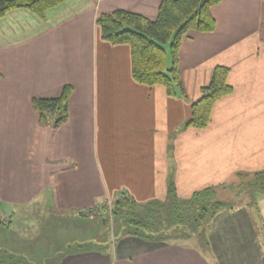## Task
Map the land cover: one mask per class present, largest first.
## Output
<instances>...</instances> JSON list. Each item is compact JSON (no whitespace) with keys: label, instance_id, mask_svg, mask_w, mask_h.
Wrapping results in <instances>:
<instances>
[{"label":"crops","instance_id":"0c3cea01","mask_svg":"<svg viewBox=\"0 0 264 264\" xmlns=\"http://www.w3.org/2000/svg\"><path fill=\"white\" fill-rule=\"evenodd\" d=\"M159 1L65 0L49 9L43 19L22 8L0 18V216L5 219L0 225V264H8V254L20 256L27 264H264L260 230L264 194L256 195L261 222L242 205L221 210L202 240L194 236L181 241L134 235L106 238L97 208L113 196L98 202L91 185H101V181L87 179L66 153L72 147L69 107L67 119L54 127L41 122L32 105L33 97H55L65 84L56 81L57 58L76 57L85 49L120 65L128 90L121 105L160 112L164 154L179 156L175 165L166 162L163 168H150L151 176L140 173L128 181L117 176L118 163L110 172L113 190L126 191L143 204L163 200L170 183L204 188L229 182L238 172L263 169L264 95L258 96L263 89L259 91L257 85L264 51L263 0H220L211 7L216 22L212 31L186 33L179 48L183 93L175 87L173 95L162 84L135 81L129 46L104 41L95 22L100 12L116 8L154 17ZM83 29L89 33L82 40ZM216 64L229 67L232 91L214 102L206 127H185L190 105ZM190 153L201 156H191L186 163ZM148 184L160 185L159 193L142 199L136 186ZM183 195V199L191 197ZM39 199L47 210L32 212L42 213L36 215L41 221L24 209L17 211L21 220L14 221L16 206ZM88 209L92 210L87 216L79 213ZM35 221L40 225L37 235L28 231ZM88 242L97 244V250L73 251Z\"/></svg>","mask_w":264,"mask_h":264},{"label":"trees","instance_id":"16d2710c","mask_svg":"<svg viewBox=\"0 0 264 264\" xmlns=\"http://www.w3.org/2000/svg\"><path fill=\"white\" fill-rule=\"evenodd\" d=\"M65 0H0V18L14 9H26L40 19L46 12ZM220 0H160L154 17L124 8L100 12L95 22L100 36L111 44H127L130 49L132 78L142 84H162L168 94L177 87L183 93L179 69V48L190 30L210 32L215 28L211 7ZM264 6V0H263ZM229 67L213 66L200 95L190 105L185 127L204 128L209 122L214 102L232 91L227 77ZM72 85L64 84L55 97H33L32 105L41 122L57 127L68 117ZM264 194V168L254 172H238L226 183L206 186L193 192L190 198L178 196L175 186H167L164 200L151 199L143 204L126 191H119L97 210L105 236L134 235L148 240L181 241L196 237L202 240L214 216L221 210L244 206L260 220L256 195ZM92 209L79 211L89 215ZM261 222V220H260ZM4 224L2 219L0 225ZM264 244V224L260 225ZM111 236V235H110ZM110 240V239H109ZM97 244L86 243L73 251L97 250ZM8 264H27L20 256L6 255Z\"/></svg>","mask_w":264,"mask_h":264},{"label":"rangeland","instance_id":"374dc122","mask_svg":"<svg viewBox=\"0 0 264 264\" xmlns=\"http://www.w3.org/2000/svg\"><path fill=\"white\" fill-rule=\"evenodd\" d=\"M87 33H89L88 29L82 30V40ZM84 50L79 51L76 57L67 55L57 58L55 77L56 81L72 85L68 104L69 115L72 118L70 121L72 147L66 153L71 155L73 164L78 163L83 169L87 179L95 178L96 182L101 181V185L96 183L91 185L92 191L94 190V193L98 195V202H101L117 193L110 183V172L115 165L117 167L118 163L120 168L117 169L119 172L117 176L119 179L128 181L132 180L130 179L132 177L141 176L140 173L145 177L151 176L148 175L150 168H163L166 162L172 165L178 161L179 156L175 152L168 156L164 154V116L160 112L151 111L145 106L123 107L121 105V99L127 96L128 90L123 85L125 78L120 65L115 61L109 63L101 57H96L92 52ZM262 66H264V51L259 62L260 71L257 73V85H259V91L263 89V93L258 96L264 95ZM60 153L58 148V155ZM194 155L201 156L199 153H190L186 163L191 161V156ZM128 168L130 171L126 173ZM116 187L122 189L123 186ZM129 187L131 190L132 185ZM136 187L139 197L147 200L157 196L161 186L148 184ZM202 187L201 185L176 186L181 193L180 197H184V193L191 196L193 188L200 190ZM44 203L43 199L31 201L29 204L16 206V212L23 209L29 210L30 215L36 216L42 213L36 212L35 215L33 210H47ZM18 218L21 220L22 215L17 212L14 221ZM1 219L5 220L0 216ZM35 219L41 221L40 216H36ZM39 226L38 222H33V225L28 227L29 233L33 232L37 235ZM112 234L108 233L110 240H113Z\"/></svg>","mask_w":264,"mask_h":264}]
</instances>
